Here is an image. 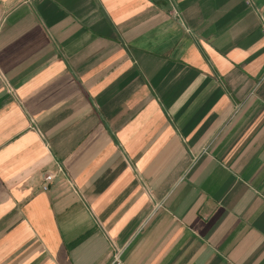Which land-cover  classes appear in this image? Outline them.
Listing matches in <instances>:
<instances>
[{"label":"crops","instance_id":"0c3cea01","mask_svg":"<svg viewBox=\"0 0 264 264\" xmlns=\"http://www.w3.org/2000/svg\"><path fill=\"white\" fill-rule=\"evenodd\" d=\"M116 253L264 264V0H0V264Z\"/></svg>","mask_w":264,"mask_h":264},{"label":"built area","instance_id":"2783aa9c","mask_svg":"<svg viewBox=\"0 0 264 264\" xmlns=\"http://www.w3.org/2000/svg\"><path fill=\"white\" fill-rule=\"evenodd\" d=\"M55 176L51 175H47L44 179L45 183L43 186V189L45 191L48 190L50 183L54 180ZM109 264H124V262L122 261V259L120 258L119 253H116L113 257V259L111 260V262Z\"/></svg>","mask_w":264,"mask_h":264}]
</instances>
